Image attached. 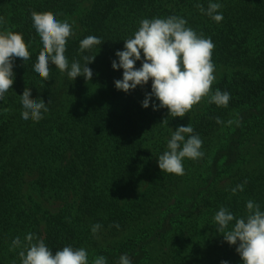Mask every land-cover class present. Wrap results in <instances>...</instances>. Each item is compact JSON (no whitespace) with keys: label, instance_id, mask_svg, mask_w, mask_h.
Returning a JSON list of instances; mask_svg holds the SVG:
<instances>
[{"label":"trees","instance_id":"1","mask_svg":"<svg viewBox=\"0 0 264 264\" xmlns=\"http://www.w3.org/2000/svg\"><path fill=\"white\" fill-rule=\"evenodd\" d=\"M0 34V264H264V0H0Z\"/></svg>","mask_w":264,"mask_h":264},{"label":"rangeland","instance_id":"2","mask_svg":"<svg viewBox=\"0 0 264 264\" xmlns=\"http://www.w3.org/2000/svg\"><path fill=\"white\" fill-rule=\"evenodd\" d=\"M81 4L80 8L84 9L87 5ZM0 39H3V35L0 34ZM221 71L218 70H211L210 73H206L203 74V77L206 78V87L204 89H201L199 91H197L196 96L194 97V99L192 100V104L194 106V108H198L199 105L203 102V100L205 99V95L208 92V90L210 89V86L212 83L215 82L216 78L218 77V75L220 74ZM0 83L5 84L4 80L0 77ZM134 193L131 194V196H133ZM45 207H47L48 209L54 211L56 209H58L61 206L60 202H49V203H44Z\"/></svg>","mask_w":264,"mask_h":264}]
</instances>
